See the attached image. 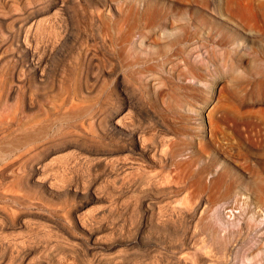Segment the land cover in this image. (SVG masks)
I'll return each mask as SVG.
<instances>
[{"label": "rangeland", "instance_id": "rangeland-1", "mask_svg": "<svg viewBox=\"0 0 264 264\" xmlns=\"http://www.w3.org/2000/svg\"><path fill=\"white\" fill-rule=\"evenodd\" d=\"M104 1L112 2V10L101 8L93 19L90 8L96 6L90 0H14L10 8H0V17L9 19L35 6L32 11L41 15L33 42L50 55L53 82L43 91V104L24 109L23 117L46 119L49 112L51 134H56L88 125L89 116L101 111L103 129L94 128L102 133L113 128L105 122L111 112L126 107L127 119L151 138L149 144L171 143L165 147L170 163L131 154L119 167L66 151L44 161L46 176L58 186L56 196L41 191L43 175L31 184L18 171L0 175V264H184L183 237L194 223L211 219L207 207L229 189L236 203L258 204L251 223L263 222V229L250 236L245 251H255L243 264H264V95L249 85L264 71V0ZM2 25L0 32H8L9 24ZM125 32L130 36L118 38ZM184 32L189 38L179 40V51L164 61L162 51ZM81 34L88 35L84 51L95 52L96 61L89 82L76 85ZM6 46L4 54L14 51ZM153 59L159 68H140ZM185 60L194 63L199 76L189 75ZM15 74L12 61L0 66V79ZM75 95L79 106L71 108L69 98ZM143 103L151 109L148 115L138 112ZM5 108L0 100L2 153L14 150L19 128L17 120L3 115ZM104 139L98 143L110 141ZM167 168L178 179H160ZM189 193L208 204L192 218ZM198 239L195 244L204 247L206 237ZM194 249L192 257L205 254ZM193 258L189 255L185 264H195Z\"/></svg>", "mask_w": 264, "mask_h": 264}, {"label": "bare ground", "instance_id": "bare-ground-1", "mask_svg": "<svg viewBox=\"0 0 264 264\" xmlns=\"http://www.w3.org/2000/svg\"><path fill=\"white\" fill-rule=\"evenodd\" d=\"M90 1H92L97 7V8L96 7L92 8L91 6L90 8V14L92 15V19L98 15V13L101 11V8H104L108 10L109 12L113 8L112 2L108 3L104 0H90ZM13 2L14 0H0V8H5V6L7 5H12ZM115 7L117 6H114V8ZM8 8H10V6ZM28 8L27 10L25 9V12L21 14H18V12L15 13L16 15L13 14L10 16L9 14V19L0 17V23L4 24V25L0 24L2 25V27H5L6 26L5 24H9L8 32H3V33L0 32V66L3 65L6 61L10 60L15 64V68H16L15 76L11 75L10 77V76L5 75L4 78L0 79V100H3L6 105L3 115L6 116L7 119L17 120L19 122V128L17 130L18 131L17 137L16 139H14V143L12 142L13 145L15 144L13 146L14 150H10L11 149L10 147V149L7 151L2 150L3 153L0 151V155L2 157L0 159V175L4 176V174H7V173H8L7 175H9V173L12 175L13 173L12 171L14 172L18 171L20 178L22 180L27 181L29 184H31V182L35 183L38 180L37 177H39L40 175H43L44 177H42V179L44 182L41 185V191L44 194H51L52 196H56V193H54L53 191L58 186L54 182H52L50 178L46 176L47 171L44 166L45 164L44 161L46 162L47 161L46 159L52 156L63 154L66 151L68 152V151L73 150V151H77V153L79 154L84 153L83 155H85L86 158L89 157V158H96V159L104 160V161H107L108 163L109 162L113 163L116 166L119 165L121 161L122 162L126 160L128 161L129 155L131 154L132 155L138 154V156L141 155L142 157H150L153 160H156L162 164L169 165L168 163L170 162H168V158H167L168 154H166V152H169V151L168 150L166 151V148L168 149L170 142L164 141L165 143L161 147L153 143L149 144L150 142L148 143V140H150L151 138L148 139L147 136L144 135L145 133L144 134L142 133L138 125L136 126V123L134 124L128 120L130 114H128L129 112L126 113V107H121V108L118 107L119 108L118 110H116L115 112H111L110 114L111 116L105 122L109 123V125L113 128H110L108 129V131L102 132V133L101 131L99 132L97 130V128L101 130V126L105 120L103 115L99 114L101 112L100 110H99L100 112L98 113V115L97 113H95L92 116H89L90 119H89L88 125L81 124L79 125L80 127L78 126L79 127L78 130H76L77 128L74 129L76 130L74 132H72L71 128L68 126V128L66 127L67 129H65L64 131H61L60 133H58L57 131L58 134L57 133L55 134V132L54 134L53 133L51 134V130L53 128L51 126L52 124L50 123L51 115L49 117V114H48L49 112L47 111L45 112L47 113L46 119H43L42 116H41L42 119H40L41 118L40 116L35 115L36 117H32V118L29 117L27 121L25 120V118L23 117L24 116L23 110L24 109L29 110L40 104H43L42 102L43 91L46 88H50L53 82V80L50 78L51 70L48 71L49 61L47 57L49 54L47 52V49L42 50L40 48L41 46L39 47L38 45L34 44L33 38H32L35 26L38 23L37 18L41 15V13L32 11V9L35 8V6L30 7L31 10L30 9L28 10ZM45 10H47V8ZM10 11H12V9H10ZM44 13L45 12H43V15ZM120 34L121 33H119V35ZM87 36H88L87 34H81V36L79 37V42H77L79 45L76 43L79 46L78 50L80 49L78 51V59H79L78 64L80 65V68H79L80 71L78 70L79 73H77L76 75V77L79 75V77L76 80L78 82L76 83V85L87 84L89 82L90 77H92L93 75L92 71L94 69H92V67H93V64L95 63L94 60L96 61V57H95L96 55H95V52L93 53L92 50L89 51L87 49L84 51L85 47H87L85 45V42L88 41ZM128 36H130L129 33L125 32L124 34H121L120 36H118V38L128 37ZM188 38H189V35L186 32L176 35L172 40L173 41L172 44L170 45L171 49L167 51H162V54L160 55V57L162 56V59L164 61H167L170 56L174 55L176 51H179L178 47L175 48V45L179 43V40H182V39L186 40ZM8 45L10 46V48L12 47L14 51H11L10 54H4L5 52L4 48L5 46L6 48L9 47ZM52 47L51 49H53ZM54 48H55L54 50H56L55 46ZM49 53H52V52L50 51ZM185 62L188 68V70L186 71H188L189 75L191 74L194 77L199 76L197 67L194 65V63L188 62L187 60H185ZM158 65H160L159 62L153 59L152 62H146L140 68H144L148 72H152L155 70V68ZM184 72L185 71H183V73ZM95 81H98V79H96ZM249 85L254 89L252 90L254 91L255 94L258 92V93H261V95L262 94L264 95V71L259 77H256L250 80ZM74 92H75V89H74ZM76 95L75 97L69 98V103L71 105V108H75L79 106ZM11 98H14L15 102L12 104L7 103V100ZM138 112L140 114L142 113V114L148 115L151 112V109L149 108V106H146V104L144 105L143 103L140 111ZM82 121L84 122V120ZM95 125L97 126L96 129L94 128ZM102 129H103V126H102ZM158 131H159V128H158ZM107 137L110 139V141L108 142L106 140L107 142L104 143L105 141L104 138H107ZM102 139L104 140L102 141L104 144L98 143ZM80 140L83 142V144L80 143L81 142ZM84 141H86V143H84ZM84 144H86L87 147ZM160 144H162V142ZM172 144H173V141H172ZM101 145H103V147H101ZM77 153H75V155H77ZM79 158H82V157H79ZM181 166H182V163H181ZM167 170H164V172H160L161 174L159 175V177H162L160 179H165L163 181H166V180L168 181L175 176L173 174L175 170H172L173 173L172 171L170 172L169 170L168 171ZM202 172L200 174H202ZM155 176H157V174ZM157 177H155V180ZM174 178L173 180H175ZM157 182H159V180ZM75 185H76L75 188L77 190L78 186L77 184ZM0 193H1L0 196H2L1 191ZM195 195L194 193H189L188 196L186 197V201H188L187 203H189L190 201L189 204L193 206L191 208L192 210L189 209V211L190 210L192 211V213L189 212L191 213L190 215L191 218L196 216L198 212H204L205 211L204 208H206V206L208 205L205 199L201 197V195L197 197ZM233 200H234V195H232L229 189V193L225 195L221 200H219L217 203L213 204L212 206L207 207V208L211 207V209H208V210H211V212L206 210L209 212V214L211 213L210 214L211 216H209L211 217V219L207 218L209 220H206L205 218L202 217L203 219L201 220V222H198L196 224L194 223L195 226H194V229L190 231L191 233L189 232V234L187 233L185 237H183L184 240L181 244L182 245L181 248L183 250L181 251V258H182V254H183V257L185 256L186 259L187 258L189 259V255H190V260L191 258L195 256L193 258L194 262H196L195 264H199V262L201 263L204 262L207 264H241V263L243 264L245 260H249L250 259L249 257L253 256L255 250L248 254L246 252L247 251L246 249L248 248L249 245H251L249 244L251 241L250 236H257L258 231L259 230L261 231L263 229L261 228V225L263 224V222L260 225H257L256 227L253 223H251V220H253V218L255 217L254 215L257 211L256 208L258 204L256 200L255 201L254 200L252 201L244 200L241 202L238 201L237 203L235 202V200L234 201ZM147 203L149 204V201ZM181 203L183 205L185 204L183 203V201ZM238 208L241 209L239 214H234L235 212L234 210ZM3 210L4 209H2V211ZM6 213L8 212L6 211ZM8 215L10 216L11 214H8ZM8 215L5 214V216H8ZM203 215L204 217L206 216L205 213ZM247 215H251V216H249L248 219H246ZM232 217H234L233 220H231ZM6 219H9V218H6ZM236 221H239L240 223H237ZM205 237L207 239V243L206 245L203 244L204 247L200 248L199 247L200 245L197 246L200 243L195 244L198 238L201 240L202 238L204 239ZM199 239H198V242H199ZM0 240H2V237H0ZM204 241H201V242L204 243ZM1 242H0V245H1ZM14 245L16 246L15 243ZM201 246H202V243H201ZM191 248L193 249L195 248L194 250L196 249L200 251L203 250L205 254L197 250L198 252L202 254H198V255L196 254L192 257L191 256L192 253L190 254ZM195 252H193V254ZM2 253L3 252H0V255H2ZM188 259L185 262H187ZM181 260L180 261L178 260V261L181 263ZM185 262L183 263L185 264Z\"/></svg>", "mask_w": 264, "mask_h": 264}]
</instances>
